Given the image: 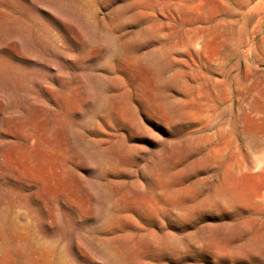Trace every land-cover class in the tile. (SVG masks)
I'll return each mask as SVG.
<instances>
[{"label": "rangeland", "instance_id": "374dc122", "mask_svg": "<svg viewBox=\"0 0 264 264\" xmlns=\"http://www.w3.org/2000/svg\"><path fill=\"white\" fill-rule=\"evenodd\" d=\"M0 264H264V0H0Z\"/></svg>", "mask_w": 264, "mask_h": 264}, {"label": "bare ground", "instance_id": "6f19581e", "mask_svg": "<svg viewBox=\"0 0 264 264\" xmlns=\"http://www.w3.org/2000/svg\"><path fill=\"white\" fill-rule=\"evenodd\" d=\"M29 1V0H28ZM36 4V3H35ZM40 10H41V7H40ZM47 11V10H46ZM50 13V12H49ZM21 14H23V13H21ZM51 14V13H50ZM51 16H53V15H51ZM25 17V16H24ZM30 17V16H29ZM8 18V17H7ZM32 18V17H31ZM19 19H21V18H19ZM18 19V20H19ZM30 20V19H29ZM34 20V19H33ZM10 21V20H9ZM8 21V22H9ZM6 23V22H5ZM20 23V22H19ZM22 23V22H21ZM23 23H25V22H23ZM36 23V22H35ZM29 24V23H28ZM39 25V24H38ZM24 26H25V24H24ZM29 27V26H28ZM35 27V26H34ZM20 28V27H19ZM24 28V27H23ZM17 29V28H16ZM35 29V28H34ZM22 30V29H21ZM23 31V30H22ZM37 31V30H36ZM21 32V31H20ZM45 32V31H44ZM52 33V32H51ZM56 33V32H55ZM22 34V33H21ZM25 34V33H24ZM40 34V33H39ZM17 37V36H16ZM48 37V36H47ZM44 38V37H43ZM46 38V37H45ZM41 39V38H40ZM9 40H11V39H9ZM12 40H14V39H12ZM20 39L19 38H16L15 40H14V44H15V47H18L19 46V44H20V41H19ZM5 41V40H4ZM26 41V40H25ZM45 41H47V40H45ZM50 41V40H49ZM7 42V41H6ZM7 44V43H6ZM5 44V45H6ZM39 44V43H38ZM43 44V43H42ZM189 44V43H188ZM2 45V44H1ZM36 45V44H35ZM7 46V45H6ZM30 46V45H29ZM46 46H47V48H48V50H49V52H54V43L53 42H47V44H46ZM58 46V45H57ZM33 47V46H32ZM199 48V47H198ZM39 49V48H38ZM2 50V49H1ZM10 50V49H9ZM33 50V49H32ZM31 51V50H30ZM46 53H47V51H46ZM55 54V53H54ZM29 55V54H28ZM48 55V54H47ZM57 55V54H56ZM17 56V55H16ZM51 56V55H50ZM18 57V56H17ZM25 60V59H24ZM31 60H36L34 57H32V56H28V57H26V61H31ZM36 62H39L38 60L36 61ZM30 63V62H29ZM39 64V63H38ZM20 65V64H19ZM40 65V64H39ZM34 66V65H33ZM51 66H52V64H51ZM30 69H31V67H30ZM54 75V74H53ZM16 76V75H15ZM52 76V75H51ZM31 78V77H30ZM55 78V77H54ZM51 79H53V78H51ZM50 82V81H49ZM5 86V85H4ZM8 88V87H7ZM44 88V87H43ZM46 89H47V87H46ZM37 91V90H36ZM23 92H24V90H23ZM40 129V128H39ZM34 138V137H33ZM30 167V166H29Z\"/></svg>", "mask_w": 264, "mask_h": 264}]
</instances>
